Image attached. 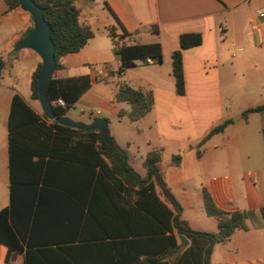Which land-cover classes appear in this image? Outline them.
Segmentation results:
<instances>
[{
    "label": "crops",
    "instance_id": "0c3cea01",
    "mask_svg": "<svg viewBox=\"0 0 264 264\" xmlns=\"http://www.w3.org/2000/svg\"><path fill=\"white\" fill-rule=\"evenodd\" d=\"M76 6L89 21L95 38L80 52L62 58L64 67L55 71L54 78L88 76L91 88L73 106L79 107L80 115L68 112L66 116L86 124L94 118L107 119L115 141V133L127 131L120 145L116 143L133 158L144 151L145 156H140L143 166L149 152L162 150L159 168L181 206V218L195 229L218 231L216 220L206 214L204 189L221 209L256 212L248 230H237L230 242L213 248L209 262L264 264V225L258 215L264 207V100L256 102L250 91L246 92L248 98H241L240 103L236 100L239 87L247 91L245 80L249 85L264 81V20L253 28L264 0H78ZM117 20L133 34L128 44L158 42L162 63H139L119 75L115 40L106 34V28L118 26ZM32 26L29 13L21 8L9 10L5 0H0V56L6 59L0 81V210L11 204L8 125L13 98L19 96L37 115L45 116L31 92L32 76L41 59L29 49L13 52ZM189 33L200 34L202 44L183 51L185 94L179 96L172 54L180 49V36ZM27 61L31 63L29 79L15 78V67ZM7 72L9 78L4 83ZM120 84L153 95L151 112L137 123L118 120L120 110H128L114 102ZM257 107L263 109L251 113L244 124L239 122L247 110ZM233 113H240L241 118L233 122ZM228 120L232 122L223 132L198 148L212 129ZM175 155H181L178 167L172 164ZM65 168L51 165L48 172L53 184L35 186L36 201L31 203L33 191L27 189L16 196L14 219H22L25 229L28 219L37 222L32 229H24L31 244L29 255L26 257L24 246V252L12 257L11 264H24L25 258L28 264H70L68 254L57 245L73 247L69 254L76 264H111L110 251L85 247L81 241H109L111 236L107 237L93 219H121L119 209L124 205L120 201L116 209L103 196L97 199L95 195L94 199L90 186L74 183L75 177L65 184ZM138 174L145 176L146 169L143 175ZM71 239V244L64 242ZM7 253L8 248L0 243V264H9Z\"/></svg>",
    "mask_w": 264,
    "mask_h": 264
},
{
    "label": "trees",
    "instance_id": "16d2710c",
    "mask_svg": "<svg viewBox=\"0 0 264 264\" xmlns=\"http://www.w3.org/2000/svg\"><path fill=\"white\" fill-rule=\"evenodd\" d=\"M32 1L45 11L44 18L51 27V39L56 47V70H59L64 67L62 58L80 52L95 38V32L83 12L76 6L78 0ZM5 2L9 10L20 8L18 0ZM117 24L118 26L106 28V34L115 40V53L120 60V68L117 71L119 75L139 63H162V49L158 42L128 44L133 34L127 32L118 20ZM32 31L33 26L25 32L21 40ZM179 42L180 49L172 54V71L176 92L183 96V51L200 46L202 36L198 33L183 34ZM41 66L42 63L32 76L31 92L34 100H39L37 74ZM5 68L6 59L0 56V81ZM90 88L91 81L88 76L54 78L48 87L49 98L53 103L63 99L67 105L66 108L54 105L57 116H66L68 109ZM114 102L129 106L128 110H120L118 120L127 118L132 123H137L147 116L154 106L152 93L135 89L128 84L118 86ZM262 109L263 107H257L245 113H255ZM231 122L228 120L212 129L198 148L212 136L223 132ZM8 130L11 204L0 210V243L8 248L6 261L9 264L12 257L24 252V246H27L26 257L31 250L23 220L14 219L15 198L23 189H27L33 191L29 198L31 203L36 201L38 190L35 186L53 184L49 181L48 171L55 163L66 167L65 184L75 177L77 181L74 183L90 186L94 199L95 195L97 199L103 196V199L114 204L116 209H119L116 205L122 201L124 207L119 209L121 219H111V222L93 219L107 237L111 236L109 241H81L85 247L110 251L111 264H210L209 257L216 245L227 244L237 230H248L249 223L256 220L254 218L257 213L253 211H226L219 208L212 195L204 189L205 211L209 217L216 220L218 231L210 233L195 229L189 221L181 218V206L172 195L159 168L162 150H154L146 155V174L142 177L129 164L125 153L106 144L98 131L83 132L56 122L48 123L45 116L42 118L37 115L19 96L13 98ZM197 153L201 156V151L198 150ZM34 158H37V161H34ZM46 158L48 161H45ZM172 164L180 166L181 155L173 156ZM41 190L43 191V188ZM258 215L264 225V207L258 211ZM28 222L25 229L27 231L34 227L37 219H28ZM179 236L190 242L183 251L184 245ZM73 240L64 242L71 244ZM57 246L68 254L70 264L77 263L69 254L73 247ZM24 264H28L26 258Z\"/></svg>",
    "mask_w": 264,
    "mask_h": 264
},
{
    "label": "water",
    "instance_id": "95a60500",
    "mask_svg": "<svg viewBox=\"0 0 264 264\" xmlns=\"http://www.w3.org/2000/svg\"><path fill=\"white\" fill-rule=\"evenodd\" d=\"M20 8L29 13L33 20V31L26 38L17 43L13 52L29 49L35 52L41 59L42 66L37 74L38 96L45 118L54 121L62 126L78 129L81 131H98L103 141L118 151L121 149L113 139L107 119L94 118L90 124L76 122L67 116H57L54 110V103L50 100L48 87L54 79L56 71V47L51 39V27L44 18V9L32 0H18ZM183 245L188 246L189 242L183 236H179Z\"/></svg>",
    "mask_w": 264,
    "mask_h": 264
},
{
    "label": "rangeland",
    "instance_id": "374dc122",
    "mask_svg": "<svg viewBox=\"0 0 264 264\" xmlns=\"http://www.w3.org/2000/svg\"><path fill=\"white\" fill-rule=\"evenodd\" d=\"M94 28H96L94 26ZM114 57H118L116 55V53L114 52ZM31 63L30 62H23L21 64V66H17L15 67V70L12 72L13 73V76L15 78H22V79H29V73H30V70H31V67H30ZM92 65V64H91ZM108 65V63H107ZM101 66H105V65H101ZM96 67V66H95ZM5 71V69H4ZM9 72H7V74L5 75L4 77V83L7 82L8 78H9ZM4 74V72H3ZM3 77V75H2ZM242 85H244V81H242ZM244 87H246V90L247 91H242V89L239 87L238 88V96L236 97V100H238V103L241 102V98L245 97V98H248L247 95H246V92H249L250 91V98H252L253 100H255L256 102L260 103L262 102V100H264V81H261V83L257 84L256 82L252 85H249L248 84V81L245 80V85ZM242 91V92H241ZM236 104V103H235ZM121 105H123L126 109H129V106L125 103H122ZM237 105V104H236ZM70 112L72 113L73 115H80V110H79V107H72L70 109H68L67 113ZM236 117L232 118V121L234 122V120L236 118H241V114L240 113H233ZM251 113H244L243 114V117L239 120V122L241 124H244L245 123V120L248 118V117H251L250 116ZM68 117V116H67ZM71 118V117H69ZM72 120H74L73 118H71ZM128 133L127 131L123 130V131H119V133H115V138H116V141L118 142V144L120 145V142L122 140V137H125L127 136ZM115 141V142H116ZM117 144V143H116ZM117 144V145H118ZM122 146V145H121ZM120 149L121 147L118 146ZM123 150L126 152V155L128 157V160H129V163L130 165L138 172L140 173L141 175H143V173L145 172V168L143 166V162L141 161L140 159V156H145V153L144 151L140 152V154L136 153V157L133 158L131 156V154H129V151L125 148V147H122Z\"/></svg>",
    "mask_w": 264,
    "mask_h": 264
},
{
    "label": "built area",
    "instance_id": "2783aa9c",
    "mask_svg": "<svg viewBox=\"0 0 264 264\" xmlns=\"http://www.w3.org/2000/svg\"><path fill=\"white\" fill-rule=\"evenodd\" d=\"M257 19H258V22L254 23L253 24V28L256 29L259 27V25L261 24V22L264 20V8H260L257 10ZM57 105L59 107H62V108H66V102L63 100V99H58L54 105Z\"/></svg>",
    "mask_w": 264,
    "mask_h": 264
}]
</instances>
